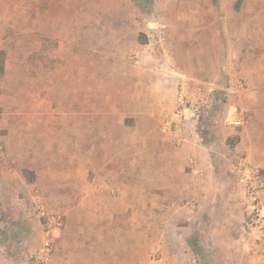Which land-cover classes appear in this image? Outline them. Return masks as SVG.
Wrapping results in <instances>:
<instances>
[{"label": "rangeland", "instance_id": "rangeland-1", "mask_svg": "<svg viewBox=\"0 0 264 264\" xmlns=\"http://www.w3.org/2000/svg\"><path fill=\"white\" fill-rule=\"evenodd\" d=\"M227 13L235 17L244 13L255 19L245 24L240 18L233 23L221 22V16ZM227 24L229 31L234 32L229 39L224 36ZM160 34L164 41H160ZM227 40H230L232 50L252 44L255 57H264V52L254 45L255 41L264 42V0H0V50L5 54L4 72L0 77V137L8 131L14 137L19 136L20 131L29 128L38 133L37 143L48 140L52 145L49 150L35 151V164L43 166L37 175L29 172L34 178L32 185H27L21 178L22 165L17 166L6 157L0 159L1 173H8L4 176L16 173L8 183L0 178V221L9 225L4 227L0 223V240L4 239L3 231L7 228L21 243L19 253L33 252L35 249H30L29 242L40 244L41 237L36 240L34 235L41 232L40 223L44 222L37 208L40 204L50 205L51 195L56 192L53 189L59 190L60 198L56 200L66 207L67 214L74 212L77 204L85 206L96 201L101 205H96V213L84 214L81 219L77 212L71 215L73 221L85 223L78 230L81 239H87L90 229L84 227H91L90 221L100 223L92 227V234L99 227L115 238L114 229L107 230L104 223L115 222L116 216L108 220L106 207L126 205L136 209L137 203L116 193L110 197L115 204L101 203L98 196L97 199L84 196L73 188L74 182L65 179L68 175L71 179L79 173H88V181L76 182L83 185L90 183L93 177L84 165V150L73 148L72 142L79 141L68 137L71 113L79 114V123L75 124L80 133L78 138L83 139L84 125L91 122L94 145L103 140L100 125L105 110H109L111 127L120 123L132 131L135 119L131 115L136 109L150 105L143 97L152 86L155 94L161 89L175 94L176 80L190 73L213 76L215 81L217 79L213 81L215 87L225 90L229 79L226 66L231 62L227 61ZM84 85L90 87V101L83 100ZM122 89L136 94L133 98L128 97L117 111L118 103L104 99L115 96ZM225 94L226 91L221 94L224 100ZM23 120H34L35 123L25 125L20 123ZM224 125L228 127L225 122ZM109 153L106 149L92 150V159L105 158ZM29 173L26 179H31ZM53 179L57 182L53 183ZM26 185L34 186L33 192L38 190L44 196L26 199L22 194ZM159 204H162L161 199ZM100 207L105 208V212ZM243 209V228L239 231L228 232L221 227L212 229L214 220L206 212L189 215L194 216L193 223L197 224L184 230L187 234L196 232L202 243V247L194 250L184 240L174 239V234H181L183 230L166 226L162 214L127 211L120 218L125 254H139L145 256L147 263L160 264L157 262L165 255V245L177 241L176 247L169 245L166 253L183 255L188 259L186 264H227L219 261V257L237 253L235 247L228 246V239L233 241L240 237L246 241L247 207ZM61 216L64 223L67 215ZM151 216L153 219L148 220ZM158 219L161 223L146 228L148 221L158 223ZM213 233H217L216 237ZM151 240L154 245H147ZM222 242L226 245L219 244ZM84 249L90 248L86 245ZM125 264L129 262L125 260Z\"/></svg>", "mask_w": 264, "mask_h": 264}, {"label": "crops", "instance_id": "crops-1", "mask_svg": "<svg viewBox=\"0 0 264 264\" xmlns=\"http://www.w3.org/2000/svg\"><path fill=\"white\" fill-rule=\"evenodd\" d=\"M241 16H231L230 13L223 14L221 22L231 21L233 23V21L240 18L245 24V22L249 21L251 23L255 19L250 15L246 16L244 13ZM228 26L230 25L225 26L224 36L229 39L234 36V32L229 31ZM249 39L251 40V37ZM225 44L227 47V61H231L229 66H226V75L229 74L231 77L239 78L246 85V90L240 98L227 97L225 94L226 99L224 100L221 98V94L225 90L224 88L215 87L214 82L217 79L215 81L213 76L192 75L190 73L181 75L179 78H187L194 81V83L204 85L213 97L211 108L203 112L199 123L195 126L196 136H189L186 143L182 145L173 144L161 132L162 120L174 108V91L161 89L158 94H155V88L153 86L149 88L143 97V101L150 102V105L147 104L146 108L133 111L131 117L135 119V125L132 127V131H128V127L123 124L119 125L120 123L117 126L112 123L113 126L111 127L109 110H105L102 113L103 119L100 125V134L103 140L94 143V145L92 131L89 126L91 122H87L88 126L87 124L84 125L83 139L78 138L80 133L77 132L75 124L79 123V117H77L79 114L71 113V132L68 133V137L71 140L79 141L72 142L73 148L84 150V165L91 170L93 177L90 183L83 185H78L76 182L85 183L88 181V173H79V176L74 175L71 179H68L70 178V175H68L65 179L74 182L73 188L80 190L84 196L96 199L98 196L101 203H113L110 197L111 194L116 193L119 197L129 198L132 203H137V206L135 205V209L134 207L127 208L125 204V206L109 205L106 207V218L110 220L111 216L115 215L116 219L115 222L112 220L109 223L105 221L104 224H106L105 228L107 230L114 229L115 238H112V235L105 233L102 229L100 230L99 227L98 231L92 234V227L100 223L90 221L91 227H84L85 230L86 228L90 229V233H87V239L83 240L79 237L78 230L80 231L85 223H82L83 220L73 221L74 218L71 215L77 212L81 219V216L83 217L86 214H94L98 203L93 201L91 205L85 206L77 204L73 208L75 211L67 214L66 207L60 205L56 200L60 198L59 190L53 189L56 192L51 195L52 202L49 201L50 205L40 204V206L67 216L61 229L54 231L53 252L48 264H125V260L129 264H137L136 262L156 264L147 263L145 256L142 257L139 254H125L124 229L120 218L127 211L151 215L162 214L166 226L168 225L174 230H183L181 234L175 233L174 239L184 240L185 244L192 250L199 246L202 247V243L198 241L196 232L187 234L184 230L197 224L193 223L194 216L189 215L206 212L212 215L214 220L211 222L212 229L222 228L228 232L232 229L235 231L242 230L243 208L248 207V200L244 185L233 168L230 156L237 154L245 157L247 162L259 171L264 180V57L261 56L260 59L255 57L251 43L250 46L242 45L237 51L231 49L230 40H227ZM254 45L261 52H264V42L262 40L255 41ZM82 91L85 93L83 100L86 101L87 98L90 101V87L84 85ZM134 94L136 92L130 94L122 89L118 94L112 95L104 101L118 103V111L123 107L124 101L128 97L133 98ZM84 113L87 112L84 111ZM227 118L241 121V127H226L224 119ZM20 123L33 125L35 121L23 120ZM108 126L116 130L111 131ZM28 129L20 131L19 136L15 137L11 131H8L5 136L0 137V143L3 142L4 145L0 146L4 152L3 157H6L17 166L22 165L23 171L27 173L31 171L37 175L40 172L39 168L43 165L35 164L37 160H35L37 156L35 151L40 149L49 150L52 145H49L48 140L37 143L38 136L36 134L38 133L35 134ZM184 132L187 135L188 129ZM56 141L59 143V138ZM227 141L234 142L233 146L230 147ZM81 142L82 145H78ZM104 149L107 152L110 151L107 157L92 159V150L102 151ZM132 153L134 157H132ZM20 171L22 172V170ZM21 172V178L25 183L32 185L34 183L33 175L29 173V176H31V182L29 183ZM5 173L3 174H8ZM3 174L0 171V178L7 183L11 176L16 175L15 172L9 174V177ZM52 181L53 183L57 182L54 179ZM27 185L22 192L26 199H40L44 196V193H39L38 190L34 193L32 188L34 186L28 187ZM158 198L161 199L162 204H159L160 199L158 200ZM39 199L36 200L40 203ZM261 200L264 205V183ZM100 210L105 212V208L100 207ZM214 214L218 215L214 216ZM218 216L220 219H217ZM150 219H153V217H148V220ZM220 222H223L222 226L216 225ZM0 223L4 227L9 226L5 221H0ZM159 223H161L159 219L158 223L148 221L146 228L150 229L152 224L154 227ZM202 223L205 224L204 221ZM6 229L3 231L4 239L0 240V264H39L27 260L24 254L19 253L18 246H21V243L17 242L16 237ZM216 234L213 233V236L216 237ZM36 237H41L42 241L41 232L34 235V238L38 240ZM245 238L246 241H243L244 239L240 237L238 239L233 238V241L228 239V246L235 247L237 253H229L224 257H219L218 260L227 264H264V236L259 239L247 236ZM14 241L16 242L14 243ZM29 243L30 249L33 248V250H37L41 244V242L38 244V241L35 244L34 241ZM176 244L177 241L165 245V255L157 263L186 264L185 262H188V259H185L183 255L166 253L169 245L176 247ZM219 244L226 245L223 242ZM86 245L90 249L85 250L84 246ZM147 245H154V241L151 240ZM214 245H217V243L214 242ZM212 258L215 260L214 256Z\"/></svg>", "mask_w": 264, "mask_h": 264}, {"label": "built area", "instance_id": "built-area-1", "mask_svg": "<svg viewBox=\"0 0 264 264\" xmlns=\"http://www.w3.org/2000/svg\"><path fill=\"white\" fill-rule=\"evenodd\" d=\"M159 36L160 41H164L163 35ZM175 89L174 108L162 120L161 132L173 144L182 145L186 143L189 136H196L195 126L199 123L203 112L211 108L213 97L204 85L194 83L187 78H178L175 82ZM245 90L246 85L243 81L229 76L228 86L225 88L228 97L240 98ZM225 123L230 128L241 127L239 120L227 118ZM186 129H188L187 135L184 132ZM196 139L198 140L197 137ZM3 154L0 146V159L3 158ZM230 159L244 185L248 200L244 232L249 238L259 239L264 236V205L261 200L263 177L242 155L232 154ZM37 211L44 221L40 223L43 238L37 250L24 255L27 260L48 264L53 252L54 231L61 229L63 218L60 214L41 206L37 208Z\"/></svg>", "mask_w": 264, "mask_h": 264}, {"label": "trees", "instance_id": "trees-1", "mask_svg": "<svg viewBox=\"0 0 264 264\" xmlns=\"http://www.w3.org/2000/svg\"><path fill=\"white\" fill-rule=\"evenodd\" d=\"M4 61H5V54L3 51L0 50V77L3 75V72H4ZM235 140V139H233ZM227 144L232 147L234 142H230V141H227ZM23 176L26 178V176L28 175V173L26 171H23L22 172ZM27 182H31V179H28L27 178Z\"/></svg>", "mask_w": 264, "mask_h": 264}]
</instances>
